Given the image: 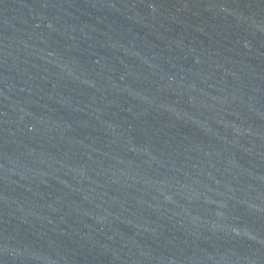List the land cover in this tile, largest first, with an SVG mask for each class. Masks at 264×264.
<instances>
[{
	"label": "water",
	"instance_id": "obj_1",
	"mask_svg": "<svg viewBox=\"0 0 264 264\" xmlns=\"http://www.w3.org/2000/svg\"><path fill=\"white\" fill-rule=\"evenodd\" d=\"M0 264H264V0H0Z\"/></svg>",
	"mask_w": 264,
	"mask_h": 264
}]
</instances>
